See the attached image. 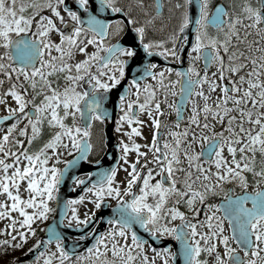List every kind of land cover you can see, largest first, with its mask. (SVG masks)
Instances as JSON below:
<instances>
[{
    "label": "snow or ice",
    "instance_id": "1",
    "mask_svg": "<svg viewBox=\"0 0 264 264\" xmlns=\"http://www.w3.org/2000/svg\"><path fill=\"white\" fill-rule=\"evenodd\" d=\"M137 3L143 6V0ZM191 3L193 0H184L183 4L175 5L182 11L178 28L168 36L169 48L164 47V40H146L145 27L117 0H99L96 7L92 0H72L71 4L68 0H0V104L6 113L0 116V121H13L0 135V196L3 197L0 219L8 221L0 228V234L9 230L10 237L0 240V245L18 248L21 242L27 241L28 235H35L36 228L32 225L34 221L46 220L53 211L49 202L59 201V186L69 167L78 159H87L92 148L88 139L92 121L105 119L101 111L103 94L125 77L126 65L131 63L121 57H134L137 50L142 49L148 57L158 53L165 58L169 55L178 58L177 52L187 42L182 33L190 23L188 5ZM195 4L198 14L195 39L189 51L190 62L185 72H176L177 77L183 79L166 78L164 72H172L171 68L159 73L151 71L157 65L149 61L137 68L140 74L129 80L118 97L120 113L116 130H122L123 122L130 127L124 132L129 142L122 139L119 142L124 160L120 167L124 168L125 178L115 181L116 166L99 170L96 179L81 195L64 201V208L71 209V215L64 216L62 212L61 223L67 219L69 227L81 229L92 223L95 209H100L102 202L107 203L105 197L115 200L114 213L107 221L111 228L100 233L95 228L87 231L93 243L86 249V255L66 249L63 237L54 228H47L48 238L32 245L35 248L43 243L46 247L55 240L53 252H40L36 257L37 260L43 258V264H73V255L77 264L85 259L90 264H135L137 257H141L140 264H155V258L149 261L144 253L145 242L133 228L137 224L150 236L159 232L181 241L184 264H207L200 258L202 251L215 253L213 264H264V187L260 186L264 184V48L259 43H249L246 39L249 33L241 37L237 29V25L255 29L257 36L264 37V0H259L258 7L244 0L241 11L246 16L230 14L219 5L210 16L209 0H195ZM161 7L156 0L157 14ZM106 12L120 13L124 18L101 19V14ZM147 23H151V18ZM127 25H132L137 34L136 47L106 43V38L119 37ZM210 26L216 30L215 35L209 34ZM54 34L58 42L52 38ZM237 43L244 44L247 52ZM88 45H93L94 51L87 52ZM76 52L84 56L73 62ZM192 52H195L194 57ZM254 52L260 54L257 56ZM199 60L215 65L218 77L216 73L209 74L207 67L203 73L198 71L193 61ZM148 75L156 81L155 88L148 83L141 87L139 81ZM105 76L107 79H103ZM84 83L87 89L83 88ZM205 83L209 93L219 89L213 103H209L211 96L203 91ZM177 84L181 85L180 99L169 105L168 96L177 95ZM132 88L136 99H129L125 106V96L133 94ZM160 89L163 103L177 116L176 130L164 134L170 135L172 140L165 139L162 146L158 140L159 117L163 114L161 100L157 98ZM9 96L15 107L7 103ZM197 96L204 101L202 106L196 104L194 97ZM189 104L192 105L191 115L181 128L183 108ZM146 109L152 134L150 143L145 145L147 151L142 152L141 145L132 137L142 135L140 125L144 121L140 120L139 113ZM68 117L71 123L66 122ZM21 123L23 126H19ZM217 125L221 126L219 131L214 130ZM45 126L53 131L35 150H30ZM196 145H200L199 151ZM130 150H135L132 160L128 158ZM65 151L69 155L75 152L76 156L63 160L64 168H59L56 165ZM181 172L184 173L182 180L179 179ZM246 173L252 174L251 181ZM92 175L89 172L86 177L72 176L71 180L74 185H84ZM212 177H215L214 182H209ZM22 181L25 182L23 189ZM197 181L204 182L203 191L193 187ZM224 182H234L243 191L240 195L225 192L222 203L205 205L216 211L206 212L203 222L187 220L185 212L174 206L187 195L186 204L195 216L199 212V209L193 211L196 200L202 203L209 193L218 188L223 191ZM250 182L255 187L247 191ZM178 183L181 187H177ZM21 190L28 193L26 198L21 196ZM84 200L91 201L94 209L81 216L75 205ZM29 208L33 211H26ZM13 212L19 215L13 216ZM166 218H179L180 223L169 226L164 223ZM225 220L229 234H225ZM205 226L206 232L202 230ZM15 229L21 230L16 232L19 240L13 244L16 236L11 230ZM200 240L204 241L203 245ZM218 244L223 246L222 255L216 250ZM153 251L162 259V264H169V257L176 255L168 248Z\"/></svg>",
    "mask_w": 264,
    "mask_h": 264
},
{
    "label": "flooded vegetation",
    "instance_id": "2",
    "mask_svg": "<svg viewBox=\"0 0 264 264\" xmlns=\"http://www.w3.org/2000/svg\"><path fill=\"white\" fill-rule=\"evenodd\" d=\"M255 1H257L255 4V7H258L259 6V0H255ZM159 2L161 3L162 7L160 8L159 13L157 14V10L155 8L156 0H143V6L142 7H141V5H139L137 3V0H117V3L120 5H123L125 7V9L129 12V14L132 16V18L134 20H136L139 25L145 27V38H146V40H164L165 41L164 47L170 48L171 42L168 40V36L170 33H172L173 31H175L178 28L179 18H180V14L182 11V10L176 9L175 5H176V3L183 4L184 0H159ZM236 2L238 4L237 6H235ZM247 2H249V0H247ZM220 4H223L225 6V9L230 14L240 15L241 9L243 8V5H244V0H209V15L210 16L212 15L213 10ZM129 6H131V7H129ZM189 6H190V4L188 5V12H189ZM44 11L47 12V10H44ZM114 15L117 16L116 19H123L124 18L122 16V14H120V13H114ZM189 17H190V15H189ZM65 18L67 19L66 14H65ZM149 18H151V23H147ZM116 19H112V21H115ZM189 26H190V23L188 24V26L185 28L184 32L182 33V36L187 38V42L184 43L182 49L177 52L178 58H173L170 55L167 56V58H165V56L161 55L165 59L166 63H164L163 65H158L157 60L152 61L149 59L148 56L145 55L146 56L145 61H147V62L150 61L151 63H155L157 65V67L155 69H152L151 71L159 73L162 69L171 68V69H173L172 72H167V71L164 72V76L166 78H170L173 80H177V79L182 80L183 79V77H177L176 72L177 71H179L181 73L185 72L187 70V67H188L189 62H190L189 51L191 50V44L195 39V31H194L193 35L190 34L189 33ZM109 31H111V29ZM208 31H209V34H211V35L216 34V30L214 28H212L211 26L209 27ZM246 32L249 33L246 37L247 41L249 43H252L253 45H255V43H256L255 29H251V30L243 29V32L240 33L239 35L241 37H244ZM126 35L128 36L127 42L129 44L133 45V47H136V45L138 44V39H137V34L134 33V31H133L132 25H127L119 37L106 38V43H116L119 40H121L123 37H125ZM53 36L57 37V35H55V34ZM237 46H239L242 50L247 52V48L245 47L244 44L237 43ZM140 50H142V49H140ZM77 53L78 52H76L74 54L73 62L76 61L75 57H76ZM101 55H104L103 51H101ZM192 56L193 57L195 56V52H192ZM121 58L125 59V60L130 59L129 57H121ZM159 62L162 63V61H159ZM193 62L195 63L197 70L200 71L201 73H203L204 67L206 65L205 62L203 60L193 61ZM215 68H216L215 65H210V68L208 69L209 74L214 73L213 71ZM93 70H95V66H93ZM125 79H126V71H125V77L123 79H121L120 82L125 80ZM129 80H128V85H129ZM139 83L141 84V87H143V85L145 83L153 85L154 88L156 87V81L153 80L152 76H148V77L144 78L143 80H140ZM164 83L167 84V79L164 80ZM117 85H115V86H117ZM180 87H181L180 84L176 85L177 95L175 97L172 96L171 94H169V96H168V104L169 105L172 103L173 100H179V97H180L179 89H180ZM202 87H203V91L206 94H209L211 96L209 103H213L215 100V97L218 95L217 91L214 93H209L207 83H205ZM83 88L87 89L88 85L86 83H84ZM217 90H218V88H217ZM131 91L133 94L125 97V106H126V103L129 99H133V100L136 99V97L134 95L135 89L132 88ZM157 98H159L161 100V107L163 109V114L159 117L160 127L158 130L159 131L158 140L161 142V146H162V142L165 139L170 140V141L172 140V137L170 135L166 136L164 134L169 132L170 130H176L175 121L177 119V116H176V113L170 107H168L167 105H165L163 103L164 96H163V90L162 89L158 90V97ZM140 99H141V101L143 100V95H141ZM194 100H195L197 105H200L201 101H202V104L204 103V101L199 96L194 97ZM119 104H120V102H119ZM119 104H118V112H117V116L115 119V127H114V133H115V137H116V142L118 143V150H119V154H120V161H119V164L117 166L116 175L122 169V167H120V165H123V163H124V160L121 157L122 148L119 146V142L121 139L124 142H129L128 137L126 135H124V132L126 130H130L129 125H124V124H122V130L121 131L116 130V120H117L118 114L120 113ZM133 107L136 108L137 105H134ZM191 107H192V105L189 104L183 108V118L180 121L181 128L184 125H186L188 122V117L191 115ZM153 114H155V110H153ZM142 116L148 120V123L145 125H142L140 127V132L142 133V135H140V136L133 135L132 139L141 145L140 151L143 152V151H147V149L145 148V145L150 143V141H151L152 127H151V118L147 114V109L144 112L139 113V118H141ZM201 121H203L202 115H201ZM12 122L13 121L11 119H9L2 127H0V131L5 129L6 125L9 123H12ZM107 122H110V120H93L92 121L91 136L88 138L89 142L92 144L91 153L87 159V161L89 163H94V162L98 161L101 157L104 156V154L106 153V150L108 149V147L106 145V134H105V125ZM217 127L220 129L221 126L217 125ZM42 136L43 135H41V137ZM95 144H96V148H95ZM132 151L134 152V155H135V150H132ZM75 155H76V153L74 152L71 156L68 157V160H71ZM141 159H144V158L142 157ZM182 160H183V158H182ZM185 171H186V169H185ZM183 177L184 176H182V172L179 173V179L182 180ZM154 179H155V177H154ZM76 186L77 185H74V187H76ZM199 186H200V183H198V181L195 184H193L194 188H198ZM134 187H135V185H134ZM177 187H181V184L178 183ZM242 191L243 190L235 188L234 186L226 187L225 189H223V191L219 192L215 198H213L211 200L217 204V203H219L220 200L225 199V196H224L225 192H229L231 195H239V194H241ZM247 191H250V190H247ZM186 199H187V195L185 196V198L180 203L175 204L174 206L179 208V209L183 208V209H185V211H187L185 213V217L187 220H190L193 222L198 221V217H191L190 216L191 213H189V212H191V211H189V209H188V206L186 204ZM197 200L194 204L195 208L198 206ZM111 203L115 204L116 202L111 201ZM200 204L202 205L201 208L204 210L205 201H203L202 203L200 202ZM169 206H172L171 200H169ZM249 206H250V203H249ZM95 213H97V211ZM204 213L205 212H203L200 215H203ZM224 222H226L228 224L227 220H225ZM179 223H180V220L178 221L177 225ZM233 246H234V248L236 247L235 242H232V247ZM216 250L220 252V250H218V247ZM237 251L241 254V256H243V252L239 248H237Z\"/></svg>",
    "mask_w": 264,
    "mask_h": 264
},
{
    "label": "water",
    "instance_id": "3",
    "mask_svg": "<svg viewBox=\"0 0 264 264\" xmlns=\"http://www.w3.org/2000/svg\"><path fill=\"white\" fill-rule=\"evenodd\" d=\"M71 4L72 0H68ZM93 6L96 7L99 4V0H92ZM219 6L225 8L223 4ZM75 10V5H73ZM197 8L195 4V0L189 6V15H190V26H189V33L193 35L195 31V16L197 15ZM81 15L83 12L81 10ZM101 19H116L117 16L114 13L106 12L101 14ZM128 36L126 35L118 42L121 46H130L127 42ZM133 46V45H131ZM145 54L143 50L138 49L137 54L130 58L131 63L126 65V79L119 82L117 86L112 89H109L107 93H104V98L101 100V111L105 115V119L103 120H110L105 125V134H106V145L108 149L103 157H101L98 161L94 163H89L87 161L91 149L87 153L86 160H77L75 164L71 165L68 171L65 173V176L61 180V184L59 186V201H54V213L51 221L46 225L41 237L39 240L43 241L48 238L47 228H54L57 233H59L63 237V243L66 249L71 250L73 253H85L86 249L91 246L93 243V237L87 236L86 233L90 228H94L97 233L104 232L108 228V219L114 213V208L109 201L107 203L102 202V207L96 213L94 220L91 224L84 226L81 229H76L73 227H69L68 223H66V219H64L63 223H61V213L63 212L64 216H69L71 209L64 208V201L69 198L75 199L81 193H83V189L85 187H89L91 185V181L96 179V173L99 170L107 169L111 166H118L120 161V154L118 150V143L116 142V137L114 133L115 127V119L118 112V104H119V95L122 94L128 86V80L134 76H138L140 73L137 71V68H142L143 64L146 63L145 61ZM152 61H158V65H163L166 63L165 59L159 55L158 53L153 54L149 57ZM159 61H162L160 63ZM210 68V65H205L204 69ZM151 76V75H148ZM145 76L144 78L148 77ZM102 91V90H101ZM126 97V96H125ZM180 99V97H179ZM8 121V120H7ZM7 121H0V126ZM76 156V155H75ZM64 168V167H63ZM91 172L93 175L91 177H87L86 183L84 185H79L74 187L72 183L71 177L72 176H87V173ZM240 195V194H239ZM224 200H221L222 203ZM250 206L251 202L249 201ZM134 230L137 232L138 236L145 242L144 244L149 243L155 249H172L174 248V252L176 253L173 256V264H184V258L181 255V241L174 240L170 238H164L161 236H150L148 232L141 228L138 224L133 225ZM81 236H84V239H80ZM55 243V240H52L51 243H48L45 247L44 244L37 245V247H31L28 251L24 254L18 256L15 259L13 264H33L37 259L36 257L39 255L40 252H46L51 244ZM240 254V253H239ZM241 255V254H240ZM73 255L72 257H74Z\"/></svg>",
    "mask_w": 264,
    "mask_h": 264
},
{
    "label": "rangeland",
    "instance_id": "4",
    "mask_svg": "<svg viewBox=\"0 0 264 264\" xmlns=\"http://www.w3.org/2000/svg\"><path fill=\"white\" fill-rule=\"evenodd\" d=\"M229 2H230V1H229ZM256 2H257V1H255V0H249L248 3L251 4L253 7H255ZM237 5H238V4H237V2H236V5H235V6H237ZM232 6H233V5H232ZM45 10H47V9H45ZM27 11H30V9L27 10ZM47 11H48V10H47ZM240 15H244V16H246V13H243V12L241 11V12H240ZM247 22H248V21L245 20V23H247ZM237 29H238V32H239V34H240V33L243 32V29H244V28L241 27L240 25H237ZM52 38L58 42V36H57V37L52 36ZM255 38H256V43H259L260 47H261V48H264V37H262V36H257V35H256ZM233 40H235V37H233ZM256 43H255V44H256ZM86 51L89 52V53L92 52V51H94V46H93V45H88ZM54 54H55V53H54ZM250 54H251V53H250ZM254 54L258 56L260 53H259V52H254ZM83 56H84L83 53H79V52H78V53L76 54V57H75L76 61H77V60H80V59H83ZM213 72L216 73V74H217V77H218L219 73H218L217 68H215ZM229 75H231V74H229ZM103 79H107V77L105 76V77H103ZM216 91H217V93L219 94V89L216 90ZM215 98H216V97H215ZM6 100H7V103H8L9 105L15 107V102L11 99L10 96L7 97ZM201 105H202V101L200 102V106H201ZM29 107H30V106H29ZM5 114H6V113L4 112V106H3V104H0V115L2 116V115H5ZM77 119L79 120V116H77ZM140 120L144 121V123L141 124L140 127H141L142 125H145V124L148 123V120H147L146 118H144L143 116L140 118ZM66 122H67V123H71V117L66 118ZM123 124H124V125H128L126 122H123ZM19 126H23V124L21 123V125H19ZM133 126H135V124H134ZM214 130H215V131H219L220 129L216 126V127L214 128ZM3 131H7V127H6L5 129H3L2 131H0V135H2ZM51 131H53V130L48 129L47 126H45L44 129L42 130V133H41V135H43V136L41 137V135H40L39 137H37V138L34 139L33 144L31 145L30 150H35V149H36V148H37V147L43 142V140L46 139V138L51 134ZM17 138H18V139H21V140H24V137H17ZM25 143H26V142H25ZM195 147H196V150L199 151V149H200V145H196ZM73 153H74V152H72V153L69 155V154L65 151V152H64V155H63L62 158H61V162L58 163L56 166L59 167V168H61V167L64 165V164H63V160L68 159V157L71 156ZM224 154L227 156L226 149H225ZM134 157H135L134 152L131 150V151L129 152V157H128V158H129V160H132V159H134ZM257 157H258V159H257V164H259V153H257ZM123 164H124V163H123ZM125 167H127V165H125ZM183 167H184V169L187 170V164H186V162L183 163ZM9 171H11V170H9ZM213 171H215L214 168H213ZM125 176H126V173H125V171H124V168H122V169L120 170V172L116 175V177H115V181L120 182V181H122V180L125 178ZM182 176H184V173H183V172H182ZM246 176L248 177L249 181H251V180L253 179L251 173H246ZM214 180H215V177H212V180L209 181V182H214ZM24 183H25V182H23V181L21 182L22 189H23V185H24ZM198 183H200V186H199L198 188H199L201 191H203L204 189H203V187H202V184H203L204 182H203V181H198ZM120 186H121V188H123L124 185L121 184ZM230 186H234L235 188H238V189L242 190V189L239 187V185L235 184L234 182H224V183L221 185V188H222V189H225L226 187H230ZM260 186H261V187H264V184H262V185H260ZM253 187H255V185H254L253 183L250 182V183H249V187H248L247 190H250V191H251ZM219 192H221V190L218 188L214 193H209V194L205 197V199H204V201H205V205L216 204V203H215L214 201H212L211 199L215 198ZM20 194H21V196H23V197H25V198H26L27 195H28V193L25 192V191H23V190H21V193H20ZM88 195H91V193H86V194H85V196H88ZM0 199H3V197L0 196ZM105 200H110V201H114V202H116L115 200H113V199H111V198H108V197H105ZM197 202H198V206H197L196 208L194 207V208H193V211H195V209H199L198 214L194 216L192 211L189 212V213H191V214H190L191 217H198V221L203 222V221L205 220L206 212H215V211H216L215 209H211V208H204V210H203V209L201 208L202 205L200 204V201L197 200ZM49 203H50V207L54 210V208H53V201H50ZM75 207H76V209H77L78 214L81 215V216H83V215L85 214L86 211H90V210H93V209H94V205H93L92 202L89 201V200H84L82 203H78V204H76ZM98 210H99V209H95V212L98 211ZM180 210L183 211V212H185V213L187 212V211H185V209H183V208H181ZM26 211L31 212V211H33V210L29 208V209H26ZM203 212H205V213H204L203 215H200V214H202ZM52 213H53V211L50 212V213H48V216H47V219H46V220L34 221L32 227H35V228H36V232H37L38 229H42V228L45 227V225L50 221V218H51L50 215H52ZM216 214L219 215L220 213L217 212ZM12 215H13V216H18L19 214H18L17 212H13ZM69 215H71V212H70ZM178 221H179V218H177V219H175V220H169V219L166 218L165 221H164V223H167L169 226H171V225H174V224L177 225ZM6 222H8V221H7V218H5V219H0V228L5 227ZM66 222L69 223L67 219H66ZM224 226H225V234H229V233H228V224H227L226 222H224ZM109 228H111V225H109L107 229H109ZM197 229H198V231L201 230L199 224H197ZM20 230H21V229L11 230V231H12V235H13V236H16V232H17V231H20ZM202 230L205 231V232L208 231V229H207L206 226H205ZM8 231H9V230H6L4 234H0V240H8V239H10L9 235L7 234ZM157 234L161 235L159 232H158ZM26 235H27V233H26ZM33 236H34V235H28V238H29V237L32 238ZM161 236H164V237H173V236H168V235H161ZM28 238H27V239H28ZM31 238H30V239H31ZM120 239H121L120 237H117V240H120ZM128 239H129V242H130V240H131V236H130V235H129V238H128ZM197 239H200V238L197 237ZM18 240H19V237L16 236V240H13L12 243L15 244ZM24 243H25V242H21V245L24 246ZM200 243L203 245V244H204V241H203V240H200ZM217 247H218V250H220L221 255H222V254H223V250H222V249H223V246L218 244ZM233 247H234V246H233ZM153 249H154V248H152V247L149 246V245H144V253L147 255L149 261H151L153 258H155V264H162V259H161L160 257H157V256L155 255V252L153 251ZM54 250H55V244L51 245L50 248L48 249V251H46L45 253L53 252ZM157 251H159V250H157ZM22 253H24V252H22ZM22 253H21V254H22ZM57 255H58V253H57ZM85 255H86V253H85ZM109 255H110V254H109ZM200 258H201L202 260H206L207 264H213V260H214V258H215V253H206V252H203V251H202L201 254H200ZM71 259L73 260V264H77V262H76V256L71 257ZM140 260H141V257H137L135 264H140ZM35 264H43V258L37 260ZM80 264H90V262H89L87 259H85V260L81 261ZM169 264H172V257H169Z\"/></svg>",
    "mask_w": 264,
    "mask_h": 264
},
{
    "label": "trees",
    "instance_id": "5",
    "mask_svg": "<svg viewBox=\"0 0 264 264\" xmlns=\"http://www.w3.org/2000/svg\"><path fill=\"white\" fill-rule=\"evenodd\" d=\"M42 231L43 228L38 229L32 238L29 237L27 239V241L24 243V246L21 245L20 247L16 248L9 245H0V264H12L18 255H20L22 252H26L33 244H35L39 236L42 234Z\"/></svg>",
    "mask_w": 264,
    "mask_h": 264
}]
</instances>
